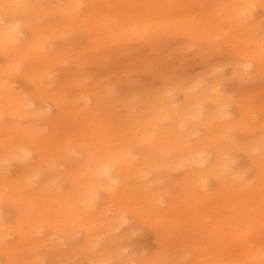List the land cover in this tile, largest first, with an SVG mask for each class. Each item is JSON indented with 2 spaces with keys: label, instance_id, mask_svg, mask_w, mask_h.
I'll return each mask as SVG.
<instances>
[{
  "label": "rangeland",
  "instance_id": "rangeland-1",
  "mask_svg": "<svg viewBox=\"0 0 264 264\" xmlns=\"http://www.w3.org/2000/svg\"><path fill=\"white\" fill-rule=\"evenodd\" d=\"M32 1L20 0L12 7L21 10ZM69 1L56 0L55 11L42 10L34 19L46 38L43 57L47 58L49 67L57 78L66 77L64 85L72 93L80 88L78 78L87 87L105 79L119 88L120 97H133L131 105L114 107L115 117L109 118L111 109H101L94 118L97 127L112 125L118 133L125 134L129 123L148 118V111L140 109L145 94L164 93L183 103L182 86L194 87L200 81L218 87L221 97L216 100L230 112V125L220 134L218 142L235 170L237 183L220 187L213 181L206 191L200 189L198 194L182 195L186 167L177 161L178 149L157 145L154 158L147 165L146 179L152 185L150 191L163 200L166 221L171 220L172 225L166 227V240L162 242L153 222L155 210H123L120 215L123 221L119 225L114 223L112 228L115 234L121 235L124 251L131 252L133 258L146 255L155 264H210L213 260L220 264H264L260 260L264 252V71L246 65L235 48V32L229 23H224L228 29L213 30V33L210 30L217 17H223L222 12L232 10V0H78L74 17L65 14ZM245 10L250 23L258 20L264 26L263 4L250 3ZM13 17L20 24L25 21L34 24L26 14ZM95 19L112 21L119 32L104 31L93 41L91 30ZM177 20L180 22L173 27L166 23ZM191 23L196 29L195 36L191 34L195 32ZM186 25L189 30H185ZM204 30L211 37L204 35ZM218 31L223 33L214 35ZM17 81L22 87L30 88L25 80L18 78ZM206 104L210 109L216 107L215 102ZM143 111L146 116L138 118ZM168 129L170 122L163 119L141 127L138 134L152 137L158 130ZM165 137L166 147L177 148L174 136L165 133ZM199 137L198 133L190 134L184 140L194 143ZM130 149L135 159L153 151L148 140L136 141ZM208 152L213 156L212 146ZM252 155L261 159L260 166ZM82 163L79 151L61 158L58 167L71 173ZM96 191L100 190L94 191L93 207L98 209L102 205V192ZM131 198L129 204L138 207L137 199L141 198ZM10 210L12 216L17 214L15 209ZM8 212L7 207H2L0 216L5 217ZM92 215L94 221L89 222L100 231L109 232L94 212ZM57 226L62 227L60 221ZM77 228L80 227L71 228L72 236L60 237L59 233L42 227L26 240H19L11 233L3 246H11L18 256L12 264H28L35 257L40 259L39 264H82L83 231ZM101 246L100 240L93 250ZM196 249L198 253L194 252ZM0 258L3 264V257ZM103 263L117 264V261L105 257Z\"/></svg>",
  "mask_w": 264,
  "mask_h": 264
},
{
  "label": "bare ground",
  "instance_id": "bare-ground-1",
  "mask_svg": "<svg viewBox=\"0 0 264 264\" xmlns=\"http://www.w3.org/2000/svg\"><path fill=\"white\" fill-rule=\"evenodd\" d=\"M19 2L0 0V215L2 207L9 211L7 216H0L3 264H12L18 257L11 246H3L9 234L15 233L19 240H26L44 227L59 233L60 237L72 236L70 230L77 225L80 227L77 229L83 231L85 246L82 264H104L105 257L116 259L117 264L134 261L155 264L146 255L133 258L131 252L124 251L122 237L113 232L112 226L123 221L120 215L127 208L141 212L155 210L153 222L158 228L159 240H166V227L172 223L166 221L163 200L150 191L152 185L146 179L147 165L151 164L159 144L162 148L178 149L177 161L186 167L181 183L182 195L198 194L200 189L206 191L213 181L220 187L237 183L235 170L218 142L220 134L231 122L228 119L230 112L216 100L221 97L218 87L204 81L194 87L182 86L183 103L164 93L145 94L140 109L148 111L147 119L129 123L125 134L118 133L112 125L102 123L105 126L97 127L94 118L101 109H111L109 118L115 117L114 107L131 105L133 97H120L119 88L105 79L87 87L82 78H78L76 82L80 88L72 93L64 85L66 77L60 75L57 78L46 62L47 58L43 57L46 38L34 21L42 10L55 11L56 0H33L21 10L12 7ZM76 2L78 0L67 3L65 14L74 17ZM232 2V10L222 12L225 16L217 17V20L223 21H214L210 30L213 33V30L228 29L224 23H229L235 32V48L246 65L264 71V26L258 20L250 23L245 10L250 3L264 5V0ZM18 14H26L34 24L30 21L20 24L18 18L13 17ZM179 22L166 23L173 27ZM191 24L193 28L194 23ZM193 29L195 32L191 34L195 36L196 29ZM185 30H189L188 25ZM91 31L93 41L104 31L119 32L118 26L107 19H95ZM203 32L208 35L205 30ZM222 33L218 31L214 35ZM18 78L25 80L30 88L19 85ZM207 101L215 102L216 107L210 109ZM145 111L137 117L143 119L147 114ZM23 117L26 119L21 120ZM163 119H168L170 129L158 130L152 137L138 134L141 127ZM22 121L26 123L20 125ZM138 125L141 126L136 131ZM165 133L174 136L177 148L166 147ZM196 133L200 137L194 143L184 140ZM139 140L150 141L153 151L135 159L130 145ZM209 146L213 147V156L208 152ZM79 151L83 163L77 170L68 173L58 167L61 158ZM252 157L260 166L258 155ZM11 166H14L13 171ZM95 190L102 192V205L98 209L93 207ZM133 196L141 198L137 199L138 207L129 204ZM10 209H15L17 214L12 216ZM92 212L109 232L100 231L89 222L94 221ZM59 221L62 227L57 226ZM100 240L102 246L93 250ZM261 259L264 261V252ZM29 262L39 264L40 259L35 257ZM209 263L220 264L215 260Z\"/></svg>",
  "mask_w": 264,
  "mask_h": 264
}]
</instances>
